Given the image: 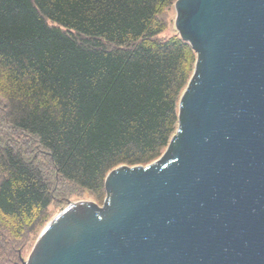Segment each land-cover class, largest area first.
Masks as SVG:
<instances>
[{
    "label": "water",
    "instance_id": "95a60500",
    "mask_svg": "<svg viewBox=\"0 0 264 264\" xmlns=\"http://www.w3.org/2000/svg\"><path fill=\"white\" fill-rule=\"evenodd\" d=\"M196 60L176 131L68 202L21 264H264V0H176Z\"/></svg>",
    "mask_w": 264,
    "mask_h": 264
},
{
    "label": "trees",
    "instance_id": "16d2710c",
    "mask_svg": "<svg viewBox=\"0 0 264 264\" xmlns=\"http://www.w3.org/2000/svg\"><path fill=\"white\" fill-rule=\"evenodd\" d=\"M175 1L0 0L5 120L35 139L56 180L100 202L110 171L166 149L196 60L177 33L160 37ZM57 191L35 160L0 143V256L9 244L22 263Z\"/></svg>",
    "mask_w": 264,
    "mask_h": 264
},
{
    "label": "rangeland",
    "instance_id": "374dc122",
    "mask_svg": "<svg viewBox=\"0 0 264 264\" xmlns=\"http://www.w3.org/2000/svg\"><path fill=\"white\" fill-rule=\"evenodd\" d=\"M163 18L166 22V29L161 33L160 37L168 38L176 34L174 27L175 21V11L173 5H171L163 15ZM3 99L0 97V143L2 144H11L13 147L18 149L20 152L28 159H33L35 162L43 169V171L48 175L50 181L54 188L58 189L57 198L49 207L50 220L54 218L61 209H63L68 202H75L78 199L89 200L97 205L101 206L103 201H97L94 197L70 183H61L59 180H56L54 172L50 166L49 159L47 154L42 151L37 145L35 139L27 134H23L13 127H11L5 120V112L3 109ZM37 237L31 236L26 243V245L20 251V257L22 260H26L34 246ZM9 244L5 246V251H3L0 256V264H13L15 260V255H10Z\"/></svg>",
    "mask_w": 264,
    "mask_h": 264
}]
</instances>
